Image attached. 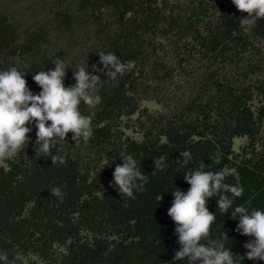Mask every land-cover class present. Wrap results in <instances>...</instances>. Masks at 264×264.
Returning a JSON list of instances; mask_svg holds the SVG:
<instances>
[{
	"label": "trees",
	"instance_id": "obj_1",
	"mask_svg": "<svg viewBox=\"0 0 264 264\" xmlns=\"http://www.w3.org/2000/svg\"><path fill=\"white\" fill-rule=\"evenodd\" d=\"M61 6L51 13L53 31L62 26L73 36L84 16L93 28L92 43L67 65L69 51L48 43L47 24L25 25L0 4V71L14 66L26 73L28 87L38 94L32 75L54 69L57 59L69 68L66 87L75 83L73 71L81 61L89 72L92 66L103 68L100 52L136 66L116 80L95 73L104 81L98 90L102 102L95 110L81 108L92 115L93 136L85 144L69 133L63 165H52L35 152L34 127L27 148L1 162L0 255L15 264H171L180 248L176 225L167 215L172 191L178 187L186 193L190 185L183 175L202 162L205 171L225 168L226 183L236 184L239 177L244 192L234 205L264 210V149L246 152L264 126V19L251 29L240 27L247 14L231 0H76L74 9ZM164 42L177 66L186 61L177 58V49L196 47L200 73L190 98L172 111L152 114L139 103L155 97L152 83L172 76V66L156 54ZM258 96L262 102L252 108ZM133 116L139 139L127 136L121 126L122 119ZM239 138L247 143L235 153L232 140ZM186 150L193 158L187 168L175 162ZM216 153L219 165L211 159ZM127 154L149 177L146 190L135 193L134 200L111 186L115 166ZM165 155L167 167L155 169L154 160ZM57 187L66 193L62 202L51 194ZM207 207L217 214L212 238L227 231L226 247L245 257L240 264H264L246 258L244 244L254 238L236 231L239 221L231 218V210L221 214L214 197Z\"/></svg>",
	"mask_w": 264,
	"mask_h": 264
},
{
	"label": "clouds",
	"instance_id": "obj_2",
	"mask_svg": "<svg viewBox=\"0 0 264 264\" xmlns=\"http://www.w3.org/2000/svg\"><path fill=\"white\" fill-rule=\"evenodd\" d=\"M231 3L240 13L247 14V18L240 19V27L251 29L264 19V0H231ZM98 55L103 68L92 66L94 71L89 72L86 62L81 61L73 71L75 83L67 87L65 80L69 68L65 61L55 60L54 69L32 75V80L41 89L38 94L28 87L26 73L14 66L0 71V162L13 159L27 148L33 127L36 129L35 152L49 157L52 165L66 162L67 152L63 145L69 144L66 139L69 133L75 142L82 140L86 144L90 140L93 136L92 115H84L81 108L95 110L102 102L98 90L104 81L95 73L116 80L136 66L134 61L122 62L111 52ZM179 155L183 159L175 160L176 164L187 168L193 161L191 152L186 150ZM120 159L122 164H116L111 186L117 187L121 196L134 200L135 193L146 190L149 177L143 174L131 154L122 155ZM168 159L166 155L156 158L154 168L164 170ZM211 159L219 165L220 153ZM205 167L207 165L202 162L201 167L186 170L183 178L190 185L186 193L178 187L172 191L174 199L167 215L176 225L175 234L180 248L171 264H176V261H186V264H240L245 258L226 247L230 240L227 231H222L219 239L212 238L211 228L217 214L210 212L207 205L213 197L221 214L226 215L231 210V218L239 221L236 231L254 238L244 244L246 258L264 261V210L234 205L235 199L244 192L239 177H236V184H229L226 183L225 168L205 171ZM51 194L61 202L66 195L59 187L52 189ZM0 260L15 264L14 260L8 261L7 255H0Z\"/></svg>",
	"mask_w": 264,
	"mask_h": 264
},
{
	"label": "rangeland",
	"instance_id": "obj_3",
	"mask_svg": "<svg viewBox=\"0 0 264 264\" xmlns=\"http://www.w3.org/2000/svg\"><path fill=\"white\" fill-rule=\"evenodd\" d=\"M76 0H0L1 6H6L8 13L12 12L19 16L25 25L47 24L49 29L48 43L55 49L65 48L69 51V56L66 59L67 65L72 63V58L76 53L86 48L92 43L93 28L86 17H79V21L75 24V31L69 35L61 26L59 30L53 31L54 25L50 26L49 21L52 17L51 13L55 10V6L62 4L61 8L68 7L74 9ZM71 36V38H70ZM65 43H68L66 48ZM159 43V42H158ZM161 47L156 50V54L160 60L172 66V76L166 81L161 79L151 84V88L155 91V97L159 102H156L154 96L148 95L146 99L140 101V108H145L149 113L168 112L172 111L180 101H186L192 96V88L196 86L195 78L198 79L200 73V65L197 55V48L188 50L191 45L187 44V48L180 47L177 49L178 57L186 58V61L181 66L174 63L175 55L173 50L164 42ZM189 51V52H187ZM151 97V99L149 98ZM262 102L261 96L254 97L251 102L252 108L257 107ZM121 126L124 133L132 138L139 139V128L137 126L135 116L131 119H122ZM258 140H256L250 148L256 153L264 149V126H262ZM247 143L245 138L233 139L232 149L235 153L239 152L240 148ZM0 165L2 163L0 162Z\"/></svg>",
	"mask_w": 264,
	"mask_h": 264
}]
</instances>
